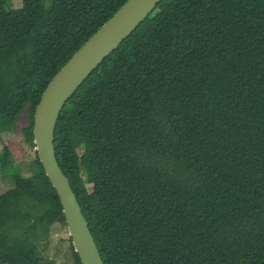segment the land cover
Instances as JSON below:
<instances>
[{"label": "trees", "instance_id": "1", "mask_svg": "<svg viewBox=\"0 0 264 264\" xmlns=\"http://www.w3.org/2000/svg\"><path fill=\"white\" fill-rule=\"evenodd\" d=\"M11 1L0 0V134L27 111L34 156L0 193V264H53L39 242L66 223L34 110L126 0ZM18 143L4 141V169ZM54 149L104 264H264V0H161L68 99Z\"/></svg>", "mask_w": 264, "mask_h": 264}, {"label": "water", "instance_id": "2", "mask_svg": "<svg viewBox=\"0 0 264 264\" xmlns=\"http://www.w3.org/2000/svg\"><path fill=\"white\" fill-rule=\"evenodd\" d=\"M161 0H126L55 73L34 110L38 159L55 189L69 237L81 264H104L76 195L55 157L54 130L68 99L91 72L127 38Z\"/></svg>", "mask_w": 264, "mask_h": 264}, {"label": "rangeland", "instance_id": "3", "mask_svg": "<svg viewBox=\"0 0 264 264\" xmlns=\"http://www.w3.org/2000/svg\"><path fill=\"white\" fill-rule=\"evenodd\" d=\"M45 5H48L50 0H43ZM11 4L13 7H20V0H12ZM27 111H24L20 122H18L15 131H5L0 134V193L4 192L10 188L12 183V173L16 172L18 167H21L20 160L24 163H28L29 160L34 156L32 149L23 147L22 145V127L27 125L29 118L27 116ZM5 140H10L12 142L19 141V146H21V157L19 160H14L13 164H7L5 169L2 167V161H4V151L3 143ZM23 147V148H22ZM13 154V153H12ZM23 173L27 171L23 166ZM29 173V172H28ZM39 250L41 254L51 260L53 264H75V259L72 251V247L69 240V234L67 226L62 223H55L48 235V238L39 242Z\"/></svg>", "mask_w": 264, "mask_h": 264}]
</instances>
